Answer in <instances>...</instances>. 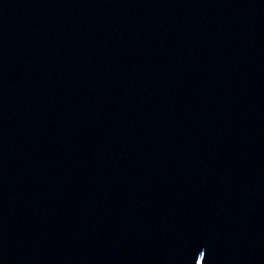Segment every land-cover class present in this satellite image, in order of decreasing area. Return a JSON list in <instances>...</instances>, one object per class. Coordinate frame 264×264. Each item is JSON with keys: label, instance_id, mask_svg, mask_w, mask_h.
<instances>
[{"label": "water", "instance_id": "obj_1", "mask_svg": "<svg viewBox=\"0 0 264 264\" xmlns=\"http://www.w3.org/2000/svg\"><path fill=\"white\" fill-rule=\"evenodd\" d=\"M0 264H264V0H0Z\"/></svg>", "mask_w": 264, "mask_h": 264}]
</instances>
